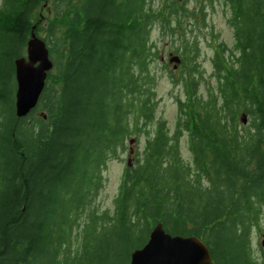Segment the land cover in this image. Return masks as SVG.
I'll return each mask as SVG.
<instances>
[{"label":"trees","instance_id":"obj_1","mask_svg":"<svg viewBox=\"0 0 264 264\" xmlns=\"http://www.w3.org/2000/svg\"><path fill=\"white\" fill-rule=\"evenodd\" d=\"M44 1H0V264H122L159 222L201 238L211 264H264L252 252L264 213V0H50L54 67L37 106L18 117L15 60ZM218 8L232 45L208 20ZM155 27L191 80L174 131L160 119L151 136ZM202 36L214 49V82L197 60ZM142 133L112 212H98L103 168Z\"/></svg>","mask_w":264,"mask_h":264},{"label":"rangeland","instance_id":"obj_2","mask_svg":"<svg viewBox=\"0 0 264 264\" xmlns=\"http://www.w3.org/2000/svg\"><path fill=\"white\" fill-rule=\"evenodd\" d=\"M155 1L156 3H160L163 0ZM51 6L52 4L50 0H45L40 5L38 9V24L35 25L37 26V29L35 27L36 30H34L40 38H43L46 41V43L50 42L47 38L49 36V31L53 29V25L55 22L53 15L50 12ZM188 6L192 8V6H195V4L193 5V2H189ZM225 18L226 14L220 11V8H218L215 12H210L208 16V20L212 24L213 32L219 34L218 40H225L229 45H232V29L228 25ZM212 28H208L207 32L210 33ZM151 38L153 39V42L157 43V46L159 47L158 55H155L150 63L151 70L156 75L155 90L157 92L158 99L156 119L150 125V135L152 136L155 125L160 119L167 122L171 133L174 131L176 119L178 116V99H184L186 97L187 86L191 80V76L188 73L190 65L188 64V62L184 61V57L179 52H175L172 49L171 41L168 39L169 37L166 35L164 36L159 27H155L152 29ZM213 54L214 49L212 48V45L210 43V36H202L201 51L197 60L200 63V69L202 71L205 70L204 74L206 77V82H214V79L211 76V60ZM174 56L180 57L179 63L171 61ZM176 64L177 67L175 68ZM199 88L202 91L204 90V87L201 86V83L199 85ZM44 114L45 111L39 112V114L35 113V115L30 118L29 121H31L37 115L43 117ZM144 134L145 133H142L140 135L139 144L137 137L135 135H131L126 142L125 150L120 153L119 157H111L107 165L103 168V186L93 196V205L98 210V212H103L104 210H109L110 212H112L114 198L119 192L122 175L125 171L126 166L134 161L138 145H140L141 148L143 147V143L145 142ZM180 148L185 159L191 160L192 155L189 150V140L187 135L181 137ZM84 217L85 216H82L81 221H84ZM77 234L78 231L76 227V230L73 232V239ZM252 245V252L254 256L260 257L264 253V213L262 215L259 227H257L252 233ZM78 246L79 243L76 241V244H74L73 248L76 249L78 248ZM119 262H121L120 258ZM129 262L130 260L128 259L123 261L122 264H129Z\"/></svg>","mask_w":264,"mask_h":264},{"label":"water","instance_id":"obj_3","mask_svg":"<svg viewBox=\"0 0 264 264\" xmlns=\"http://www.w3.org/2000/svg\"><path fill=\"white\" fill-rule=\"evenodd\" d=\"M171 61L180 62L179 56ZM54 63L46 42L34 30L27 42V54L15 60L17 89L15 112L18 117L29 114L44 91L48 72ZM177 64L175 65V68ZM247 122V116H242ZM213 257L208 245L196 235H173L161 222L152 229L147 242L132 251L129 264H211Z\"/></svg>","mask_w":264,"mask_h":264}]
</instances>
